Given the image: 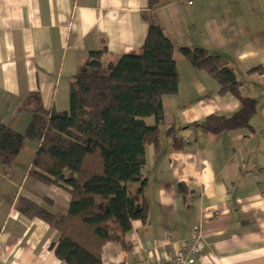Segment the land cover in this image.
<instances>
[{
	"label": "crops",
	"instance_id": "obj_1",
	"mask_svg": "<svg viewBox=\"0 0 264 264\" xmlns=\"http://www.w3.org/2000/svg\"><path fill=\"white\" fill-rule=\"evenodd\" d=\"M153 17L174 46L179 93L163 100L160 148L146 149L145 222L127 241L103 249L102 264L164 260L199 228L195 264H264V0H158ZM149 0H0V124L24 133L25 101L41 98L49 113L70 109V81L91 52L104 64L140 50ZM228 59L240 94L256 102L250 129L212 134L191 126L241 108L219 84L194 69L180 49ZM171 133H168V132ZM180 143L181 148H175ZM39 143L29 141L11 168L0 165V264H65L55 256L58 232L17 208L25 198L65 213L70 193L32 175ZM136 187V185L134 186Z\"/></svg>",
	"mask_w": 264,
	"mask_h": 264
},
{
	"label": "trees",
	"instance_id": "obj_2",
	"mask_svg": "<svg viewBox=\"0 0 264 264\" xmlns=\"http://www.w3.org/2000/svg\"><path fill=\"white\" fill-rule=\"evenodd\" d=\"M158 3L149 0L142 12L148 33L138 52L107 65L106 48L90 53L84 70L70 81L67 112L49 113L33 95L24 104L32 115L24 133L0 124V165L11 168L27 142L36 141L31 174L71 195L65 213L25 198L16 203L23 215L58 232L53 249L65 264H102L103 249L111 243L130 251L127 238L133 223L147 219L146 149L159 150L163 100L179 93L174 46L153 17ZM180 53L217 81L221 95L231 94L241 103L230 117L214 115L191 126L212 134L250 129L256 102L240 94L241 83L228 59L204 49L182 48Z\"/></svg>",
	"mask_w": 264,
	"mask_h": 264
},
{
	"label": "built area",
	"instance_id": "obj_3",
	"mask_svg": "<svg viewBox=\"0 0 264 264\" xmlns=\"http://www.w3.org/2000/svg\"><path fill=\"white\" fill-rule=\"evenodd\" d=\"M185 0H181L184 3ZM192 0L188 1V4H192ZM201 237L199 228H195L191 238L188 243L183 245L181 248L173 253L166 254L164 260L153 262L148 259H141L135 264H195L196 255L199 253L200 249L198 247V240ZM128 264V263H123Z\"/></svg>",
	"mask_w": 264,
	"mask_h": 264
},
{
	"label": "rangeland",
	"instance_id": "obj_4",
	"mask_svg": "<svg viewBox=\"0 0 264 264\" xmlns=\"http://www.w3.org/2000/svg\"><path fill=\"white\" fill-rule=\"evenodd\" d=\"M129 186H134V185H132V184H129Z\"/></svg>",
	"mask_w": 264,
	"mask_h": 264
}]
</instances>
